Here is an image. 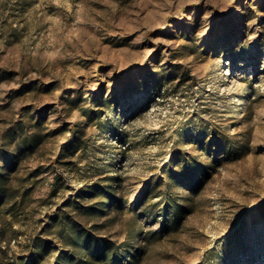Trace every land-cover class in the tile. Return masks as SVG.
I'll return each instance as SVG.
<instances>
[{"label": "rangeland", "instance_id": "obj_1", "mask_svg": "<svg viewBox=\"0 0 264 264\" xmlns=\"http://www.w3.org/2000/svg\"><path fill=\"white\" fill-rule=\"evenodd\" d=\"M0 264H264V0H0Z\"/></svg>", "mask_w": 264, "mask_h": 264}, {"label": "trees", "instance_id": "obj_2", "mask_svg": "<svg viewBox=\"0 0 264 264\" xmlns=\"http://www.w3.org/2000/svg\"><path fill=\"white\" fill-rule=\"evenodd\" d=\"M85 241V244H86V246L88 247V246H90L91 245V241L88 239V238H85L84 239ZM93 252H95L96 254H97V256L101 259V260H103V259H106V253H105V250L104 249H102L101 247H96V248H94L93 249ZM111 255H109V256H112L113 258H114V253H110Z\"/></svg>", "mask_w": 264, "mask_h": 264}]
</instances>
